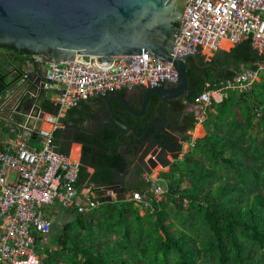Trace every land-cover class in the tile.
<instances>
[{"label":"trees","instance_id":"1","mask_svg":"<svg viewBox=\"0 0 264 264\" xmlns=\"http://www.w3.org/2000/svg\"><path fill=\"white\" fill-rule=\"evenodd\" d=\"M218 60L225 67L221 74L210 69L198 77L188 69L193 93L181 102L183 112L195 106L208 83L255 69L264 55L246 40L220 51ZM44 110L49 118L58 109L48 100ZM204 113L202 122L195 112L179 118L185 131L202 124L205 136L194 141L191 135L186 141L190 152L161 173L167 193L152 199L155 212L143 214L130 200L105 202L85 214L55 207L48 213L51 246L39 250L42 264H264V76L251 90L229 91ZM54 138L56 150L69 155L70 145L61 143L63 131ZM99 147L105 151L97 152L99 170L91 176L83 161L80 183L116 185L114 171L122 169L123 161L117 133L109 131ZM154 185L145 181L129 194L148 193Z\"/></svg>","mask_w":264,"mask_h":264},{"label":"built area","instance_id":"2","mask_svg":"<svg viewBox=\"0 0 264 264\" xmlns=\"http://www.w3.org/2000/svg\"><path fill=\"white\" fill-rule=\"evenodd\" d=\"M246 40L264 55V0H188L173 57H206ZM33 58L44 62L41 56ZM262 76L264 62L230 79L208 83L195 99V107L203 111L198 120L202 122L204 110L221 104L229 91L251 90ZM46 80L47 88L55 91L53 104L61 115L120 91L176 86L178 74L171 63L140 56L129 66L105 72L73 62L50 63ZM55 119L49 116L44 123L50 128H40L41 148L20 138L15 149L0 152V264H42L39 250L49 247L53 221L48 213L55 207L85 214L100 208L108 197L118 202V193L109 187L87 184L78 189L82 163L56 150L54 136L60 129ZM155 180L149 175L146 181ZM166 193L155 184L148 193L136 192L127 200L140 206L143 214L153 213L152 199L161 200Z\"/></svg>","mask_w":264,"mask_h":264},{"label":"water","instance_id":"3","mask_svg":"<svg viewBox=\"0 0 264 264\" xmlns=\"http://www.w3.org/2000/svg\"><path fill=\"white\" fill-rule=\"evenodd\" d=\"M187 3L188 0H0V125L28 143L39 137L48 116L44 103L50 90L44 69L50 63L73 62L105 72L129 66L140 56H153L173 64L178 84L147 90V100L156 96L167 105L186 99L191 90L189 61H198L199 56L175 59L173 51ZM2 47L41 56V70L28 74L18 57ZM111 102L119 100L112 98L107 104ZM54 116H59V111ZM116 124L123 126L124 121L118 119ZM154 146L156 150L139 156L148 175L159 165L170 168V157L174 162L180 158L158 142ZM109 190L118 193L120 202L128 199L125 188L114 185ZM105 202L112 203V197Z\"/></svg>","mask_w":264,"mask_h":264},{"label":"flooded vegetation","instance_id":"4","mask_svg":"<svg viewBox=\"0 0 264 264\" xmlns=\"http://www.w3.org/2000/svg\"><path fill=\"white\" fill-rule=\"evenodd\" d=\"M215 58L205 61V58L199 56L198 61H189V68L194 69L198 77L203 76L210 69L221 74L225 67L219 66V60L215 63ZM192 93L191 88L188 97ZM112 98L118 99L119 102H111L109 106L107 101ZM183 100H174L167 105L156 96L147 100V90L143 88L120 91L107 98H97L95 107L89 110L79 123L71 126L73 130L67 137V142L72 140L83 145L85 166L94 169L96 173L101 165L97 155L101 150L99 143L105 144L109 131L116 132L121 142L119 154L123 161L122 169L114 171V180L116 185L125 188L129 194L146 181V172L140 164L139 156L144 151L150 153L156 150L154 143L164 145L165 149L178 156L183 152L184 146L187 145L186 141L191 136V132L185 131L179 123L180 116L185 112L188 113L187 110L182 111ZM118 119L124 121L123 126L116 124ZM133 122H137L139 126H134ZM149 124L151 126H148ZM141 145L142 149L138 152ZM101 152L105 151L101 150Z\"/></svg>","mask_w":264,"mask_h":264},{"label":"crops","instance_id":"5","mask_svg":"<svg viewBox=\"0 0 264 264\" xmlns=\"http://www.w3.org/2000/svg\"><path fill=\"white\" fill-rule=\"evenodd\" d=\"M7 52L18 57L19 62H22V64L25 65V68H26V71L28 74H35L37 71L41 70L40 65L34 60L33 55L32 56L31 55H22L18 52H13V51H7ZM244 70H246V69H243V71ZM44 74L46 76L47 67L44 69ZM54 97H55V91L50 89L48 99L46 101L50 100L53 103ZM96 103H97V98H94L90 102L84 103L82 107L78 108L74 112L69 111L65 114L64 113L61 115L59 114V116L56 117L54 115L58 111L57 110L55 112V114L53 115V117L56 118L55 121H57V123L59 125V129L63 131L64 138H63V140H61V143H63L65 146L70 145V153L68 156H70V158L75 162L80 161L81 163H83V152H82V146L83 145L79 144L77 142H74L72 140H68L69 142H67V137L70 135V133L73 130L71 128V126L73 124L79 123L84 118V116L88 113V111L95 107ZM187 111H188V113H194L195 112L197 115L203 114L201 107L190 106L189 109H187ZM47 119H49V118H47ZM62 119L64 120L63 123H61ZM47 126H49L48 123H43L41 127L47 128ZM199 128H201V129L203 128L202 124H200ZM3 130L6 132H5V135H1L2 133L0 132V151H4V150L12 151L13 149H15L16 145L20 141V137L17 136L16 133L10 134V132L7 130V128L0 125V131H3ZM201 133L205 136L204 128H203V131H201ZM28 144L32 148H41L42 140L40 139V137L34 138ZM76 149L80 150L78 156H74V150H76ZM85 168H86V166H85ZM86 169L91 176H93L95 174L94 169L89 168V167ZM145 177L147 180L149 178V175L146 173ZM87 184H91L90 179H88L87 181H85L83 183H80V179H79V184L77 185L78 189L81 190ZM108 187H110V186H108ZM128 195H132V194H128Z\"/></svg>","mask_w":264,"mask_h":264},{"label":"rangeland","instance_id":"6","mask_svg":"<svg viewBox=\"0 0 264 264\" xmlns=\"http://www.w3.org/2000/svg\"><path fill=\"white\" fill-rule=\"evenodd\" d=\"M226 50V49H225ZM218 54V53H217ZM217 54H209L208 56L206 57H203L205 58V61H209L210 59H213L214 57H216ZM196 114V113H195ZM196 116L198 117V115L196 114ZM200 127V125L197 126L196 130ZM48 128V127H47ZM50 128V127H49ZM193 131L191 132V135L193 137V140H197L199 138H202L204 135L201 133V130L198 129L197 131ZM198 134V135H197ZM190 148L191 146L190 145H185L184 146V150L183 152L180 154V160H183L185 155H187L189 152H190ZM152 154V153H151ZM169 160L174 163V160L170 157ZM170 172V168L167 167V168H163L161 165H159L152 173H151V176H153L154 178H156L157 180H155V184L162 187V188H166V183L163 181V179L161 178V173H168ZM161 178V179H160ZM59 206V205H58ZM62 213V212H61ZM63 214V213H62ZM49 246L50 245V242H49Z\"/></svg>","mask_w":264,"mask_h":264},{"label":"bare ground","instance_id":"7","mask_svg":"<svg viewBox=\"0 0 264 264\" xmlns=\"http://www.w3.org/2000/svg\"><path fill=\"white\" fill-rule=\"evenodd\" d=\"M48 118V117H47ZM47 121V120H46ZM49 127V126H48ZM197 131V130H196ZM198 135V134H197ZM80 150L76 149L74 150V156H78L79 155Z\"/></svg>","mask_w":264,"mask_h":264}]
</instances>
